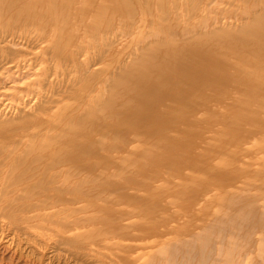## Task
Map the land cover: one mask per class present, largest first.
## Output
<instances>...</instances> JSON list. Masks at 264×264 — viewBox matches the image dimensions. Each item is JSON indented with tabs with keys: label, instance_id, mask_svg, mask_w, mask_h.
I'll return each mask as SVG.
<instances>
[{
	"label": "rangeland",
	"instance_id": "rangeland-1",
	"mask_svg": "<svg viewBox=\"0 0 264 264\" xmlns=\"http://www.w3.org/2000/svg\"><path fill=\"white\" fill-rule=\"evenodd\" d=\"M73 1L0 5V264H264V0ZM178 50L198 100L127 110L137 70L189 83Z\"/></svg>",
	"mask_w": 264,
	"mask_h": 264
},
{
	"label": "bare ground",
	"instance_id": "bare-ground-1",
	"mask_svg": "<svg viewBox=\"0 0 264 264\" xmlns=\"http://www.w3.org/2000/svg\"><path fill=\"white\" fill-rule=\"evenodd\" d=\"M91 1L93 2V0ZM91 1L88 0V4H90ZM4 2H6V0H0V5L3 4ZM47 2L50 7V12L52 11L53 14H59L62 11L61 9H67L69 6L75 3L73 0H47ZM100 3H101L100 10H98L94 15V18L96 19H98L100 15H104V14H108L110 16L114 15L119 10L120 5L118 6V2L116 0H101ZM88 4L87 3L85 4L84 2L82 4V7L86 8ZM82 7L80 10H83ZM58 9H60V11ZM255 31L256 32H252V33L260 32L258 35L256 34V36L260 37L261 35V37L264 38V35H263L264 34V22L259 26V29H256ZM248 37H255V35H250ZM258 45L261 46L262 49H264V43H258ZM177 52L178 54H176V58L171 60L173 63V70L179 72L182 75L188 76V78L186 79H188L189 83L171 87L167 84L166 80L164 81V77L159 73V70H157V68L155 69V67H153L151 71L149 70L146 73L137 70L133 73V75H130L129 78H127L128 80L127 79L126 81L121 80L119 82V85L123 89L124 94L126 95L134 94L135 95L133 99L131 98L129 99L128 102H126L127 104L125 106L127 110L135 112V113L140 112V111H143V112L150 111L152 114H154L155 107L159 103H161V101H164L165 99H171L177 96L176 97V99L178 100L177 105L179 104L180 101H184V103H182L183 106H185L186 101H190L189 97H191V101L198 100V93L200 91L199 86L205 80L210 78L212 73L205 72L203 73V75L199 77L198 75L193 74V71L199 70L205 67L207 65V60L198 59L196 61L195 57L191 59V56H189L188 54L183 53L182 51H179V50ZM257 57L259 59L264 60V56H257ZM229 62L230 63L228 64V66L225 67V70H232L233 72L238 70L239 76L238 78H236L237 80L244 79L247 75L251 74V72H248L246 69L241 68L240 66H235L237 62V58L235 56L232 57V59ZM182 65H184L185 67L183 69H179L181 68ZM241 73L243 74L240 75ZM155 75L157 76V78L154 77ZM179 88L182 89L183 92H185L181 96L176 95L174 93V90L179 89ZM193 94H196V97H192ZM106 107L107 109L113 108V105H109ZM186 109L187 108L185 107L184 113ZM245 110H248L247 111L248 114L256 113L259 116L258 120L260 117L264 119V109H260V106H253L252 108L251 107L245 108ZM75 130L78 131L79 133L80 131H83V128L77 127ZM231 134L235 136L233 138L234 141H232L234 144H238L240 142L239 137L241 134L252 136V134L249 132L239 130V128L234 129L233 127H230L227 129V135L229 136ZM68 153L69 152L64 151L63 157L61 158H65L67 159L66 161L69 164L72 163L79 167L83 164V162L78 161V159H80L81 156H78V157L74 155L71 156L73 152L69 154Z\"/></svg>",
	"mask_w": 264,
	"mask_h": 264
}]
</instances>
